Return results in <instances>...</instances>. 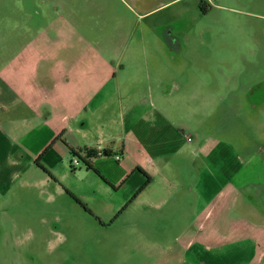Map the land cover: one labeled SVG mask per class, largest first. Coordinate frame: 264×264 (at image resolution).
<instances>
[{
  "label": "rangeland",
  "instance_id": "obj_1",
  "mask_svg": "<svg viewBox=\"0 0 264 264\" xmlns=\"http://www.w3.org/2000/svg\"><path fill=\"white\" fill-rule=\"evenodd\" d=\"M28 43L80 53L94 45L110 50L113 67L132 61L134 47H148L154 62L168 48L169 115L192 142L130 196L70 152L55 172L41 160L1 171L0 264H264V164L239 191L227 189L238 198L201 210L189 192L199 165L191 146L201 141L264 160V0H0V64L9 46Z\"/></svg>",
  "mask_w": 264,
  "mask_h": 264
},
{
  "label": "crops",
  "instance_id": "obj_2",
  "mask_svg": "<svg viewBox=\"0 0 264 264\" xmlns=\"http://www.w3.org/2000/svg\"><path fill=\"white\" fill-rule=\"evenodd\" d=\"M52 26L50 22L38 30L40 40L50 39ZM85 48L80 53L61 44L8 47L7 60L0 64V172L5 178L15 175L42 154L41 162L55 172L70 148L84 157L92 150L86 159L111 183L106 185L130 196L192 142L184 126L169 115L175 98L169 84L175 82L176 64L168 48L156 51L164 56L154 62L148 47H134L129 52L132 61L114 67L110 50ZM102 54L104 72L97 76L96 55ZM70 103L72 110L66 111ZM192 148L199 165L189 192L201 210L217 197L238 198L239 192L227 189L239 191L264 164L257 153L243 160L224 142L201 141ZM104 150L111 155H101ZM116 154L120 161L111 159Z\"/></svg>",
  "mask_w": 264,
  "mask_h": 264
},
{
  "label": "trees",
  "instance_id": "obj_3",
  "mask_svg": "<svg viewBox=\"0 0 264 264\" xmlns=\"http://www.w3.org/2000/svg\"><path fill=\"white\" fill-rule=\"evenodd\" d=\"M58 139V138H57ZM56 140V139H55ZM46 151V150H45ZM69 151H70V153L72 154V155H75V156H78L80 159H82L83 161H84V163L86 164V166H87V168L89 169V170H92V171H94L96 174H98L107 184H109V185H111V183L106 179V177L105 176H103L96 168H94L93 167V165L86 159V157H90V156H92V154L94 153V151H92V150H86V157H84V156H81V154L79 153V152H77L76 150H74V149H72V148H70L69 149ZM102 154L103 155H105V156H110L111 154H109V152H107V151H103L102 152ZM43 155V154H42ZM42 155H40L38 158H37V160L35 161V163L37 164V165H40V160H41V157H42ZM137 170H141L140 168H137ZM125 182H126V180H124L123 181V183H122V185L123 184H125ZM112 187H115V186H112Z\"/></svg>",
  "mask_w": 264,
  "mask_h": 264
},
{
  "label": "built area",
  "instance_id": "obj_4",
  "mask_svg": "<svg viewBox=\"0 0 264 264\" xmlns=\"http://www.w3.org/2000/svg\"><path fill=\"white\" fill-rule=\"evenodd\" d=\"M100 154L102 155V152H100ZM114 157H115L116 161H120V159H121V155L120 154H116ZM72 162H73V164H78L79 163V158L78 157H74Z\"/></svg>",
  "mask_w": 264,
  "mask_h": 264
},
{
  "label": "flooded vegetation",
  "instance_id": "obj_5",
  "mask_svg": "<svg viewBox=\"0 0 264 264\" xmlns=\"http://www.w3.org/2000/svg\"><path fill=\"white\" fill-rule=\"evenodd\" d=\"M264 258V257H263Z\"/></svg>",
  "mask_w": 264,
  "mask_h": 264
}]
</instances>
